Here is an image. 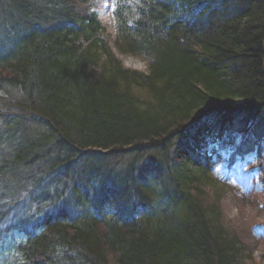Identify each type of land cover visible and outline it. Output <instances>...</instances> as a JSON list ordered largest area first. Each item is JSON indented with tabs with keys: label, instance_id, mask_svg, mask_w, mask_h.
Here are the masks:
<instances>
[{
	"label": "trees",
	"instance_id": "trees-1",
	"mask_svg": "<svg viewBox=\"0 0 264 264\" xmlns=\"http://www.w3.org/2000/svg\"><path fill=\"white\" fill-rule=\"evenodd\" d=\"M98 1L0 0V264H256L212 174L264 139V0H112L113 43Z\"/></svg>",
	"mask_w": 264,
	"mask_h": 264
},
{
	"label": "rangeland",
	"instance_id": "rangeland-1",
	"mask_svg": "<svg viewBox=\"0 0 264 264\" xmlns=\"http://www.w3.org/2000/svg\"><path fill=\"white\" fill-rule=\"evenodd\" d=\"M98 2L101 18L107 25V34L113 43L115 41V23L112 18L113 1L99 0ZM117 53L127 68L139 71L148 70V64L143 59ZM258 122L260 121L252 122L249 127L256 128ZM261 123L264 126V122L261 121ZM241 138L242 135L229 132L225 142L217 145H227L222 151L226 159L230 158L234 152L233 145ZM196 146L200 149L205 147L202 143H196ZM227 172L231 171L227 168V164H224L212 174L214 183L222 190L225 216L238 229L241 238L252 248L254 262L264 264V139L259 142L252 154L238 161L237 171L233 174Z\"/></svg>",
	"mask_w": 264,
	"mask_h": 264
}]
</instances>
